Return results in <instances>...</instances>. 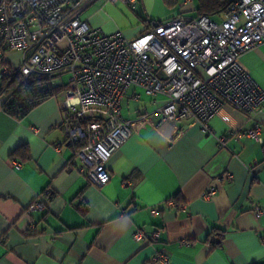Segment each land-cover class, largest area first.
I'll return each instance as SVG.
<instances>
[{
	"label": "crops",
	"instance_id": "crops-1",
	"mask_svg": "<svg viewBox=\"0 0 264 264\" xmlns=\"http://www.w3.org/2000/svg\"><path fill=\"white\" fill-rule=\"evenodd\" d=\"M142 3L87 1L79 18L133 40L155 27L151 21L190 8L180 4L160 20ZM21 60L0 48V65L17 68ZM239 65L264 90V44ZM66 77L53 76L60 92L26 115L0 111V264H155L159 255L169 264H264V107L248 115L223 105L205 132L195 119L163 120L156 110L165 99L131 88L120 109L132 134L106 164L110 181L97 188L77 171L61 128ZM5 82L0 77V89ZM255 125L260 141L246 135ZM24 146L28 160L11 156ZM211 187L216 195L203 199ZM34 203L43 209L27 215ZM157 228L156 242L132 237Z\"/></svg>",
	"mask_w": 264,
	"mask_h": 264
},
{
	"label": "built area",
	"instance_id": "built-area-1",
	"mask_svg": "<svg viewBox=\"0 0 264 264\" xmlns=\"http://www.w3.org/2000/svg\"><path fill=\"white\" fill-rule=\"evenodd\" d=\"M87 1L93 0H0V48L22 54L17 68L0 65V77L13 82L0 95V111L6 113L15 92L28 97L54 87L33 83L34 77L68 74L61 128L80 162L77 171L93 186L110 181L106 164L132 134L131 122L122 118L120 109L131 88L163 97L156 110L163 120L195 119L205 132L223 105L248 115L264 107V90L239 65L244 52L264 44V0H233L220 21L179 14L133 40L120 32L104 35L90 28L79 18ZM118 1L130 8L138 2ZM193 3L184 0L180 8ZM260 130L255 125L246 135L260 141ZM215 195L211 187L202 198ZM42 209L34 203L26 214ZM254 215L259 219L261 211L255 209ZM161 233L160 228L136 229L132 237L150 244ZM154 263L169 260L159 255Z\"/></svg>",
	"mask_w": 264,
	"mask_h": 264
},
{
	"label": "trees",
	"instance_id": "trees-1",
	"mask_svg": "<svg viewBox=\"0 0 264 264\" xmlns=\"http://www.w3.org/2000/svg\"><path fill=\"white\" fill-rule=\"evenodd\" d=\"M162 2L168 9H172L178 4L179 0H162ZM194 2L196 3L195 11L198 16H207L214 19L221 17L228 5L233 2V0H194ZM161 23V21H151L152 26L159 25ZM52 79L53 76H36L33 78V83L49 84V81ZM12 83L13 82L6 81L0 89V95L8 92L11 89ZM59 92V88L55 86L52 87V90L50 89L45 91L31 92L29 93L28 97H24L20 93L15 92L13 94V100H11L6 105L7 107L5 111L7 114L20 118L29 113L42 101L55 96ZM19 154H21L24 160L29 159V152L26 146L17 149L12 153L11 156H17Z\"/></svg>",
	"mask_w": 264,
	"mask_h": 264
},
{
	"label": "rangeland",
	"instance_id": "rangeland-1",
	"mask_svg": "<svg viewBox=\"0 0 264 264\" xmlns=\"http://www.w3.org/2000/svg\"><path fill=\"white\" fill-rule=\"evenodd\" d=\"M181 4V1L178 2V4L172 8V9H168L162 2V0H143L142 3V9L144 10V12L146 13L147 16H151L154 17L156 19H160L163 20L165 19V17L168 14L171 13H178L180 12L179 9V5ZM196 3L194 2L192 6H190V8H188V10H185L184 13H182L184 16L186 17H196L197 13L195 11V6ZM130 13L131 10H130ZM181 13H178V15ZM159 17V18H158ZM214 20L216 21H220V18H214ZM69 81V75L67 74V77L65 78V83H68Z\"/></svg>",
	"mask_w": 264,
	"mask_h": 264
},
{
	"label": "water",
	"instance_id": "water-1",
	"mask_svg": "<svg viewBox=\"0 0 264 264\" xmlns=\"http://www.w3.org/2000/svg\"><path fill=\"white\" fill-rule=\"evenodd\" d=\"M155 26H157V25H155Z\"/></svg>",
	"mask_w": 264,
	"mask_h": 264
}]
</instances>
